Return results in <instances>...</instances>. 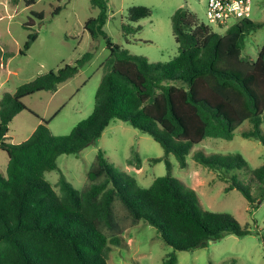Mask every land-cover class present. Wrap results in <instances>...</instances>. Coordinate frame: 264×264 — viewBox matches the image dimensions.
Returning <instances> with one entry per match:
<instances>
[{
    "label": "trees",
    "instance_id": "trees-1",
    "mask_svg": "<svg viewBox=\"0 0 264 264\" xmlns=\"http://www.w3.org/2000/svg\"><path fill=\"white\" fill-rule=\"evenodd\" d=\"M91 2L100 12L87 20L85 29L94 39L103 36L110 49L93 112L68 134H53L44 119L25 141H8L15 116L23 110L34 113L25 98L56 92L93 59L94 50L75 64L40 74L1 96L0 149L9 163L6 172L0 169V264H109L112 245L121 246L123 238L116 200L133 223L153 226L173 248L163 264H177V251L192 250L228 234H251L249 224L242 225L233 214L205 209L197 191L172 175L170 155L187 168L188 155L196 145L208 137L233 139L245 122L251 126L241 135L264 143V44L256 59L243 54L246 36L262 24L244 18L218 33L190 9L179 7L172 15L178 53L170 61L154 62L115 44L104 29L108 0ZM33 14L44 18L42 12ZM151 15V8L133 6L127 18L138 22ZM139 29L123 25L125 34ZM37 37V33L29 34L21 54ZM116 119L149 133L161 144L164 155L150 160L165 161L168 173L148 187L141 186L136 176L120 170L99 149L85 189H77L62 174L56 190L45 173L58 168L59 156L80 153ZM194 158L203 167L223 173L220 179L228 183L225 191L237 189L252 204L264 200V164L252 168L238 152L209 154L200 149ZM142 163L139 153L127 159L136 168ZM244 172L248 178L242 180L239 175Z\"/></svg>",
    "mask_w": 264,
    "mask_h": 264
},
{
    "label": "rangeland",
    "instance_id": "rangeland-1",
    "mask_svg": "<svg viewBox=\"0 0 264 264\" xmlns=\"http://www.w3.org/2000/svg\"><path fill=\"white\" fill-rule=\"evenodd\" d=\"M18 1L16 4V0H0L1 46L15 52V57L8 62V51H0L4 66L0 69V97L4 91L15 92L19 85L40 74L57 70L65 64H75L88 51L94 50L95 54L75 77L66 81L64 89L53 100L48 102L49 91L37 92L24 100L34 113L26 110L13 121L9 141L18 143L26 140L32 123L38 122L39 118L49 121L53 134H68L93 112L97 90L105 72L104 63L110 56L105 38L99 36L94 39L85 29L87 20L97 17L100 8L94 6L91 0H36L32 5H27L24 0ZM207 1L108 0L109 19L104 29L115 44L132 54L144 55L154 62H167L178 53L172 15L179 7L190 9L214 31L225 33L226 28H219L208 21ZM133 6H147L152 9V15L130 22L127 16ZM57 8L60 10L55 13ZM33 12H42L44 18L40 19ZM249 18L262 25L246 36L243 54L256 59L264 44V0H253ZM124 24L140 26V29L125 34ZM30 33H37L38 39L26 54H20ZM250 126L249 122L241 125L233 139L206 138L189 153L187 168H181L175 155H170L172 175L197 191L205 209L231 213L242 225L249 224L253 231L245 236L228 234L192 250L177 251V264H264V200L259 199L252 204L237 189L225 191L228 183L220 179L223 173L203 167L194 158V152L200 149L209 154L238 152L252 168L259 167L264 164V143L241 135V131ZM99 149L105 150L109 160L120 170L136 176L141 186L148 187L157 177L168 173L165 161L154 163L150 160L164 155L161 144L149 133L116 119L95 143L80 153L59 156L58 168L46 172L45 178L56 190H59L56 184L62 174L77 189H85L89 183L88 171ZM135 153H139L143 160L141 168L127 164V159ZM8 163L7 153L1 150L0 169L6 172ZM239 177L242 180L248 178L245 172ZM114 209L121 217L123 238L121 246L112 245L108 263L163 264L165 256L173 248L162 240L157 230L144 221L133 223L118 200Z\"/></svg>",
    "mask_w": 264,
    "mask_h": 264
},
{
    "label": "built area",
    "instance_id": "built-area-1",
    "mask_svg": "<svg viewBox=\"0 0 264 264\" xmlns=\"http://www.w3.org/2000/svg\"><path fill=\"white\" fill-rule=\"evenodd\" d=\"M253 0H208L206 16L211 24L228 28L237 21L249 18Z\"/></svg>",
    "mask_w": 264,
    "mask_h": 264
},
{
    "label": "crops",
    "instance_id": "crops-1",
    "mask_svg": "<svg viewBox=\"0 0 264 264\" xmlns=\"http://www.w3.org/2000/svg\"><path fill=\"white\" fill-rule=\"evenodd\" d=\"M19 1L17 0L16 1V4L18 3ZM10 39L11 40H13V41H15L16 42V44L17 45H19L20 46V43L19 42H17L16 41V39L14 38V37H11L10 36ZM37 39H38V37H37ZM36 41V40H35ZM0 51H1V53H7V49L5 48V47H3V46H1V41H0ZM20 54H21V50H20ZM7 55H8V57H9V59H8V62H10L12 59H13V57H15V52L14 51H8V53H7ZM3 56H1L0 57V69L2 70L3 69ZM67 82H65V83H63L59 88H58V90L56 91V92H51L50 93V97H49V99H48V102L49 101H51V100H53L56 96H57V94L61 91V90H63L64 89V84H66ZM4 92H9V91H4ZM3 92V93H4ZM47 92V91H46ZM2 93V94H3ZM2 94H1V96H2ZM27 98H29V97H27ZM0 99H1V97H0ZM26 99V98H25ZM28 106V105H27ZM31 109V108H30ZM24 111H26V110H23V111H21L20 113H18L16 116H15V118H14V120L17 118V117H19L21 114H23V112ZM32 113V112H31ZM13 120V121H14ZM42 120H44L43 118L41 119V118H39V121L38 122H33L32 124H33V126H32V130H31V132H30V134L27 136V138L26 139H28V137H30L31 136V134L35 131V129L38 127V125L42 122ZM13 123V122H12ZM11 123V124H12ZM9 130H10V128H9ZM7 137H8V141H9V137H10V135H9V133L7 134ZM25 141V140H24ZM12 143H14V140H12L11 141ZM15 143H17V142H15ZM18 143H20V142H18ZM0 151H1V149H0ZM3 151V150H2ZM8 161H9V157H8ZM3 171V170H2ZM7 171V170H6Z\"/></svg>",
    "mask_w": 264,
    "mask_h": 264
}]
</instances>
